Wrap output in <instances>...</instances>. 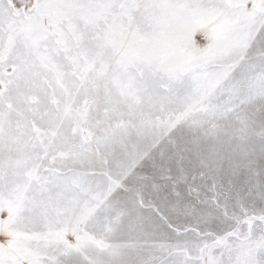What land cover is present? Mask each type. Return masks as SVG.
<instances>
[{"label": "snow or ice", "instance_id": "6c2138e0", "mask_svg": "<svg viewBox=\"0 0 264 264\" xmlns=\"http://www.w3.org/2000/svg\"><path fill=\"white\" fill-rule=\"evenodd\" d=\"M0 264H264V0H0Z\"/></svg>", "mask_w": 264, "mask_h": 264}]
</instances>
